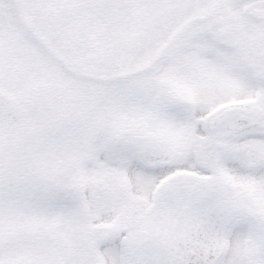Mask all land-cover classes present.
<instances>
[{
	"label": "snow or ice",
	"instance_id": "1",
	"mask_svg": "<svg viewBox=\"0 0 264 264\" xmlns=\"http://www.w3.org/2000/svg\"><path fill=\"white\" fill-rule=\"evenodd\" d=\"M0 264H264V0H0Z\"/></svg>",
	"mask_w": 264,
	"mask_h": 264
}]
</instances>
